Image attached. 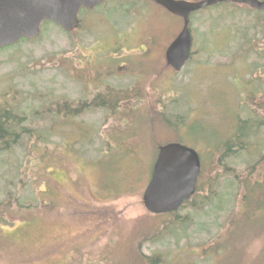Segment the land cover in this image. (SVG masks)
<instances>
[{
    "label": "rangeland",
    "instance_id": "1",
    "mask_svg": "<svg viewBox=\"0 0 264 264\" xmlns=\"http://www.w3.org/2000/svg\"><path fill=\"white\" fill-rule=\"evenodd\" d=\"M132 3L138 13H128ZM233 7L238 8L235 5L212 6L191 16L193 39L196 37L194 54L175 73L166 65L164 51L179 32L181 19L142 0H105L94 11L79 10L82 22L77 33L66 32L52 22H41L38 38L0 49V100L13 102L16 112L28 116L30 108L39 109L49 98L82 97L81 85L55 66V61L45 63L61 55L70 57L77 66L85 61L94 63L103 59L106 63V52L112 54L111 58L122 56L137 60L138 66L150 72L144 78L148 107L142 111L148 114L154 97H159L171 120L180 121L181 116L184 117L182 143L195 149L202 159L203 171L198 181L204 190L200 194L205 195L210 185H216L206 178L215 161V148L208 143L214 142L215 127L220 134L227 135L232 131L230 124L234 117L243 116L244 112L249 114L254 105L259 106L264 89V66L260 56L264 28L261 26L260 31L259 25L253 28L246 24L239 31L243 24L234 19L239 15L232 16ZM152 34H157L155 47L147 45ZM246 38L258 40L254 46L246 44L243 41ZM142 52L145 53L140 55ZM37 61L40 63L34 66ZM133 79V75L127 74L118 79L109 78L107 82L114 87L127 86ZM103 114L101 110H87L77 119L57 122L52 131L37 129L35 136L39 138L35 146L38 149L30 140L29 152L13 146L0 153V200L5 197V191L25 193L34 178H38L37 184L33 181L36 188L48 180L54 187L47 198L44 192H39L37 197L43 201L30 223L13 221L11 216L3 219L5 223L0 219L3 238L0 240V264H104L101 257L106 249L108 254L107 243L114 238L116 243L106 258L107 264H113L122 257L126 238L136 227L148 228L166 219L165 214L146 212L141 201L157 152L153 155L152 150L132 134L120 137L116 133L112 139L106 138L107 127L99 130ZM197 121L205 126L195 124ZM28 123L27 119L24 124L28 126ZM138 128L137 122L132 130ZM102 139H108L110 146ZM251 141L255 146L246 151V163L240 161L237 169H227L225 156L223 165L216 162L218 168L213 167V172H233L238 178L248 172V184L256 181L264 184L259 181L256 168H247L264 154V132ZM44 143L48 152L42 156ZM61 144H67L66 149ZM61 153H65L66 158L57 162ZM37 166L41 167L43 175L49 174L41 177L40 171H34ZM65 168L68 171L65 172ZM75 174L79 189L68 179ZM237 191L235 202L238 206L243 198V186H238ZM263 194L264 191L253 195L258 200ZM52 198L55 205L49 208ZM259 202L264 206L263 198ZM189 205L182 214L192 211ZM212 214L200 217L195 214L192 218L195 224L189 234L187 228L183 232L178 228L166 237L163 246L168 247L169 264H216L215 260H200L196 256L195 243L206 238L211 243L213 238L226 243L234 252L235 256L230 259L218 250L219 264H264V228H258V223L242 227L241 212L235 216L236 222L231 223L235 229L229 225L221 227L216 225L220 218L215 220ZM256 217L263 221L264 213L260 211ZM101 221L106 226L99 227ZM113 224L117 225V235L113 234ZM151 249L152 246L143 248L146 253Z\"/></svg>",
    "mask_w": 264,
    "mask_h": 264
},
{
    "label": "trees",
    "instance_id": "2",
    "mask_svg": "<svg viewBox=\"0 0 264 264\" xmlns=\"http://www.w3.org/2000/svg\"><path fill=\"white\" fill-rule=\"evenodd\" d=\"M142 1L164 10L163 8L147 0ZM104 3L105 0L100 5H103ZM219 5H226L230 7L231 5L238 6V8L233 7L236 11H232V16L234 14L239 15V17L234 18L235 20L238 19L240 23L243 24L239 31H242L246 24H251L253 28L256 25H259L260 31H262L261 26L264 28V13L252 9L244 4L222 2L196 10L190 13L188 24L192 39L190 48L191 58L194 54L193 41H196V37H194L195 40L193 39L194 30L191 26V16L197 11ZM97 7L89 10V12L94 11ZM130 8V11L126 10L128 11V13L135 14L136 11L138 13V10L135 9V5L133 3L130 4ZM244 9H246L247 12H244ZM78 19L79 24L71 31L73 33H77L81 28L82 20L79 15ZM257 21L263 22V24L260 23L262 24L260 25ZM29 40L30 39L21 38L14 44L1 47L0 49L19 45L21 44V42H26ZM156 40L157 34L150 35L147 40V45L155 47L157 42ZM257 40L258 39L246 38L243 41L246 44L252 43L254 45ZM262 47L263 52L260 54V56L262 59L261 64L264 66V40ZM259 48L262 50L261 47ZM104 55L106 58L108 57L106 63H104V59L101 61H96L94 63L85 61L80 66L75 65L74 61L67 55H61L57 58H53V60L45 61V63L55 61L57 64L55 66H59L62 70H64V73L68 77L81 85L84 95L78 99H68L64 97H61L59 99L49 98L47 103L40 107L41 109H35L34 107L30 108L28 116H25L23 113L16 112L13 107V102L8 101L7 99L0 100V153L10 150L13 146H17L19 148L25 149L24 151H28V149H30L28 147V142L30 140L34 141L33 147H36L35 145H37L38 143L39 135L35 136V131L37 129L42 128L47 130L48 132L52 131L54 130L57 122L74 118L77 119V117L85 114L87 110H101L104 112V114L102 115V121L100 123L99 130L101 128L103 129L104 126L107 127L108 132L105 133L106 138L112 139V135L116 133L119 134L120 137L126 134H132L136 136L143 145L149 147L152 150L153 155L156 154L157 148L160 145H164L170 142L182 143L181 120H171L170 117L165 114L162 101L159 97H154L153 104L151 105L152 108L150 109V112L148 114L147 112H144L146 110L142 111L143 109L148 107L147 98L145 97L146 84L144 82V78L148 77V73L150 72L143 70L140 67L141 65L138 66L137 60L133 61L122 56L116 59L111 58L112 54L110 52H106ZM38 63H40V61L34 62L33 65L35 66V64ZM118 63H128L129 67H124L122 71H119L120 69L115 67V65H117ZM39 66L43 67L44 65ZM127 74L133 75L135 77V79H133V82H131V84L127 86L114 87L107 82V79L110 78L109 76H114V78L116 77V79H118ZM262 92L263 93H261V97H259V102L264 103V89ZM137 102L141 103L137 105ZM141 114L143 116H141ZM141 117L144 118L141 120ZM27 119L29 122L28 126L24 124ZM137 122L139 123V128L137 131H133L132 127ZM102 140L105 142L106 146H110V141L108 139ZM61 145L64 147V149H66L67 144ZM47 148L48 146L46 145V143H44L43 147H41L40 153L42 156L48 152ZM235 152L236 153H234V155L232 153L229 154L230 150L227 146L224 149V154L228 158L227 163H224V167H226L227 169H237V163L244 160L242 151L236 150ZM61 154L62 157L57 158V162H61V160H64L66 158L65 153ZM74 156L79 157V155L77 154H74ZM211 164L212 165L209 167V171L206 173L208 174L206 178L211 180L210 183L214 182L216 185H210L209 183L210 188L205 193V195H203L200 194V192L204 190L200 186L199 180L196 184L194 194L189 199L185 200L176 211L165 213L164 216L166 219H163L160 222L157 221L158 223L156 222V225H149L148 228H145V226L141 228L136 227L126 238L122 257L118 260H114L113 264H169L170 261L166 255L168 247L163 246L164 240H166V237H168L171 233H174V231L178 228H180L182 232L184 229L186 231L187 228L188 230L186 231V233L189 234L191 228L195 224L192 220L195 214L200 217L201 215H210L211 213H213L212 215L215 220L220 218V221L218 222L219 224L216 223V225H219L221 227L229 225L235 229V226L231 223L236 222L235 216L238 212H241L243 215V222L240 223L242 224V227H246L247 225L254 226L258 223L260 225L258 226V228H264V220L261 221L259 217H256L260 211L261 213H264V206L259 202L261 198L264 199V194L258 200H255V196L253 195L255 192H263L264 184H260L258 181H256V183L249 182L248 184V177H250V174L248 172H246V175L243 173V177L241 178H238L235 173H231L228 171L224 173H222L223 171H221L220 173H214L213 167L215 169L218 168L217 166H215L216 161ZM248 167H250V169L256 168L257 173L260 177L259 181H264V154L259 157V160L257 162L247 165V168ZM39 168L41 167L37 166L34 171H36V173L40 171L42 175L41 177L49 174L48 172H45L43 175L41 169ZM64 170L66 172L68 171V168H65ZM202 171L203 166L201 165L200 175L198 177L199 179L202 176ZM75 176L76 174L74 176H68V179L75 186V189H79L80 183L78 180H76ZM33 181L37 184L38 178H34L32 180V182L30 183V189L25 193L19 194L5 191V197L0 200V219H2L3 223H5V220L3 219L10 216L12 217H10L11 220H19L24 223H30L34 220L35 216L37 215L35 214V212L38 211V208H40L41 205V201H43V198L37 197V195L40 191H42L45 193V197L47 198L51 194V188L54 187H51V185H49V180L43 181L41 186L44 185V189L41 190V186L39 188H36L33 184ZM240 185H242L244 188V194L243 198L240 199V203L242 204L239 209L235 202V198L237 197V190L238 186ZM197 197L198 201L196 200ZM54 205L55 201L52 198L50 199L49 208H52ZM188 205L192 211L182 214L181 211ZM103 226H106V224L101 221L99 227ZM116 226V224L112 225V231L114 235L118 234ZM226 231L228 230L226 229ZM214 239L215 238H213L212 243L209 242V238L200 240L199 242L195 243V247L198 249V253L196 256L200 260L211 259V261L215 260L216 264H219V260L221 259H217V251L222 250V255L226 256L227 258L233 259L235 254H233L234 252L232 253V249L228 247L226 243ZM0 240L3 241V238L1 236ZM115 243L116 242L114 238H112L111 241L107 243L106 247L109 248V252L108 254H106V249L104 255L101 257V260L104 261V264H107L106 258L109 255L110 250L112 249V245ZM158 244H160V246H158ZM145 246H152V249L149 253L144 252L143 248ZM190 264L192 263L190 262Z\"/></svg>",
    "mask_w": 264,
    "mask_h": 264
},
{
    "label": "water",
    "instance_id": "3",
    "mask_svg": "<svg viewBox=\"0 0 264 264\" xmlns=\"http://www.w3.org/2000/svg\"><path fill=\"white\" fill-rule=\"evenodd\" d=\"M103 0H0V47L21 38L34 39L42 21H50L69 32L79 24V9H92ZM181 19V28L164 51L167 66L180 71L190 56V13L222 2L244 4L264 12V0H148ZM200 172L198 152L182 143L158 147L141 201L149 214L176 211L195 192Z\"/></svg>",
    "mask_w": 264,
    "mask_h": 264
},
{
    "label": "flooded vegetation",
    "instance_id": "4",
    "mask_svg": "<svg viewBox=\"0 0 264 264\" xmlns=\"http://www.w3.org/2000/svg\"><path fill=\"white\" fill-rule=\"evenodd\" d=\"M99 6V5H98ZM97 7V6H95ZM95 7H93L92 9H94ZM91 9V10H92ZM89 11V10H88ZM144 53V52H142ZM140 53V54H142ZM116 68L120 69L122 67H129L128 63H118L117 65H115ZM112 79H116V77L114 78V76H109ZM254 110L251 111L249 114H246L244 112L245 115L243 116H238L237 118H233L231 121L232 125V131L228 132L227 135H222L219 132V128L215 127L217 129V133L214 139L213 143L208 142L207 140H205L204 138H199L200 140L204 141V142H208L209 144H212L215 148V150L213 151V155L215 157V161L220 164L223 165L224 161L223 158L225 157L224 154V149L227 146L228 149L230 150L229 154H233L236 153V150L242 151L244 154L245 159L243 160L245 163L247 162L246 160V151L248 152V150H252L251 147H254L255 145L251 144L252 141L251 139L253 137H255L256 135H258L260 132H264V103L260 102L259 106L254 105ZM183 116H181V133H182V127L184 126V120H183ZM237 119V120H235ZM200 123L201 125L205 126L203 124V122L197 121L195 122V124ZM212 129V128H211ZM214 129V127H213ZM190 147V146H189ZM200 162L202 165V159L200 158ZM244 163V164H245ZM200 175V173H199ZM198 175V177H199ZM199 179V178H198ZM197 179V181H198ZM242 203H239L238 208L240 209Z\"/></svg>",
    "mask_w": 264,
    "mask_h": 264
}]
</instances>
